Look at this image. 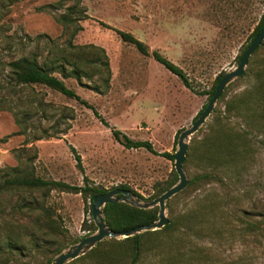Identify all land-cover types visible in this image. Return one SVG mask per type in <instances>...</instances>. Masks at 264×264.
Returning <instances> with one entry per match:
<instances>
[{
    "label": "rangeland",
    "instance_id": "374dc122",
    "mask_svg": "<svg viewBox=\"0 0 264 264\" xmlns=\"http://www.w3.org/2000/svg\"><path fill=\"white\" fill-rule=\"evenodd\" d=\"M70 6L77 21L63 26L55 18ZM263 11L264 0H0V83L5 64L22 55L35 53L40 63L67 69L75 60L84 71L80 80L55 74L91 106L40 84L1 90L13 110H0V261L52 264L97 230L91 200L81 193L2 186L15 167L107 192L125 185L140 203L158 197L156 187L176 172L174 158L163 153L176 152L180 132L200 115L218 75L237 67ZM74 29L75 45L104 49L108 84L99 51L68 47ZM116 30L143 41L149 55ZM153 50L182 68L191 87L155 60ZM263 97L264 40L189 136L182 164L189 183L165 201L170 227L141 231L133 264H264ZM114 129L153 150L126 148ZM224 134L229 157L216 168L208 156L220 162L222 153L208 148ZM124 238L99 241L105 257L90 253L98 242L65 264H132Z\"/></svg>",
    "mask_w": 264,
    "mask_h": 264
},
{
    "label": "trees",
    "instance_id": "16d2710c",
    "mask_svg": "<svg viewBox=\"0 0 264 264\" xmlns=\"http://www.w3.org/2000/svg\"><path fill=\"white\" fill-rule=\"evenodd\" d=\"M74 12V7L70 6L67 7V12L58 15L55 19L57 22H59L63 26H68L73 23H75L76 17H73L71 14ZM264 26V11L260 15L259 21L253 28L252 32L248 36V44L241 49V53L238 55V61H240L241 56L243 55L244 51L246 50L247 46L250 44V42L253 40V38L258 34L260 29ZM117 34L121 38L122 41L132 44L136 47V49L143 55H149L148 48L146 44L133 36L129 32H125L122 30H116ZM76 34V29L71 33L70 38L68 40V47L73 49H84V48H92L96 53L99 51L102 56L99 60L100 65L104 67L106 70V82L109 83L110 79V67H109V61L108 56L106 55L105 51L101 47H97L95 45H75L73 43V39ZM257 49V48H256ZM69 53L74 56L77 55V52L69 51ZM152 57L157 60L159 63H161L167 70H169L171 73L177 75L182 82L187 86L191 87V84L189 82V79L185 72L180 68L178 65L173 63L171 60L163 56L160 52L157 50H153L151 52ZM68 60V59H65ZM85 61L88 62H95L96 59H86ZM70 65L72 67L70 69H67L64 63H57L56 65H47L48 62L45 59L44 62L40 63L38 61V57L35 53H30L28 55H22L18 58L12 59L8 61L5 65L4 70L6 71V80L4 83H0V92L3 88H9V92L16 93V91L25 89L26 87H30L34 84H40L44 85L48 88H51L53 90H56L63 95L75 98L79 100L81 103L91 107L86 101L80 98L79 95L75 93V91L68 87L66 83L59 78L55 72L60 73L63 77H74L78 80L81 79V76L83 74L82 68L78 65V63L74 60H68ZM223 75H218L216 78L215 84L213 85L212 89L206 94H208V99L213 96L215 88L218 84V81ZM18 90H17V89ZM264 99V97H263ZM10 100L7 99L6 96L0 95V110L10 108L9 110H13L12 107H7L6 104H8ZM207 104L204 105L203 108H205ZM203 111V109L200 111V113ZM103 121V120H102ZM104 122V121H103ZM113 136L120 141L126 148H141L144 147L148 150H153L152 144L148 141L144 140H133L129 138L127 135H122L121 132L117 129H114L112 131ZM40 137H36L35 140L39 139ZM231 144V140L227 134H224L221 142L214 143L213 145H210L208 150L212 154L222 153L221 159L222 161L215 162L214 159H212V155L209 154V164H213L217 168V166H225V160L229 157L228 152H224L225 148H229ZM35 148V147H34ZM72 150L73 147H72ZM223 151V152H222ZM164 156H167L169 159H173V154H170L168 152L163 153ZM214 156V155H213ZM77 159L79 157L77 156ZM30 162V161H28ZM214 163L216 165H214ZM15 173L9 177L6 178L3 181V185L11 186L18 189H27V190H52L57 189L60 191H72L76 193H81L82 196H84L85 199L89 198L91 201L93 197L100 193L107 192L103 188L99 187H91L87 184L84 186H77V185H71L69 183H66L64 181L60 180H54V179H44L37 175H35L34 170L29 167H25L23 169L19 167L14 168ZM178 176L176 172H172L168 175V177L165 179V181L156 187V194L161 195L164 191L169 189L171 186H173L177 182ZM122 189H128V186H121ZM103 215L104 220L107 224V226L113 230L114 232H120V231H126L132 228H135L137 226L146 225L149 224L155 220L158 219V208L152 207V208H139L134 205H130L126 202H117V203H107L104 206L103 209ZM170 227V224H167L163 227V229H167ZM162 229H156L153 231H146L145 233H151V232H158ZM120 242V241H119ZM118 242V243H119ZM127 243L128 248L131 251V262L132 264L137 261L140 249H141V235H133L129 237H125L122 242L120 243ZM13 244V245H12ZM14 242H8V249L14 248ZM103 243L99 242L96 247L91 249L92 255H97L100 257H105V252L103 249H101V245ZM58 250L57 252H59ZM107 253V252H106ZM108 256V255H107ZM0 264H9L8 262H2L0 261ZM14 264V263H11ZM46 264H50V261H48Z\"/></svg>",
    "mask_w": 264,
    "mask_h": 264
},
{
    "label": "water",
    "instance_id": "95a60500",
    "mask_svg": "<svg viewBox=\"0 0 264 264\" xmlns=\"http://www.w3.org/2000/svg\"><path fill=\"white\" fill-rule=\"evenodd\" d=\"M264 40V26L260 29L258 34L253 38L250 44L247 46L246 50L244 51L243 55L240 58V61L235 69L225 73L215 88L213 96L208 101L207 105L200 113V115L193 121L192 125L184 129L180 132L178 137V149L173 154L174 158V168L178 175V182L171 186L169 189L164 191L161 195L154 198L152 201L147 203H140L136 201L130 190L116 188L111 191L97 194L93 197L91 201V213L93 220L97 226V230L95 233L87 235L83 237L78 243L72 245L67 250L60 252L54 259L52 264H65L71 260L76 259L80 255H83L87 250L91 249L96 243L103 240L106 237H118L124 236L129 237L136 234H139L141 231H153L156 229H161L165 225L169 223V220L165 216V201L169 199L171 196L175 195L176 193L180 192L183 188H185L188 183L189 179H187L185 172L183 171L182 164L186 157V151L188 147L187 140L191 134L196 132L198 128L205 122L206 118L211 114L213 108L215 106L216 101L224 91L227 84L233 80L234 78L240 77L245 72V66L250 55L253 51L262 44ZM117 202H126L130 205H134L139 208H152L154 206H158V219L146 224L137 226L135 228L114 232L111 230L105 220L103 215V209L105 204L107 203H117Z\"/></svg>",
    "mask_w": 264,
    "mask_h": 264
}]
</instances>
